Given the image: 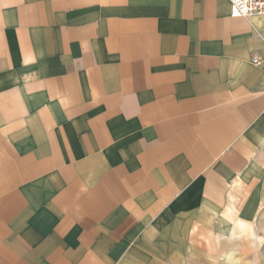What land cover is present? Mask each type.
<instances>
[{
	"label": "crops",
	"instance_id": "obj_1",
	"mask_svg": "<svg viewBox=\"0 0 264 264\" xmlns=\"http://www.w3.org/2000/svg\"><path fill=\"white\" fill-rule=\"evenodd\" d=\"M262 38L229 0H0V264H264Z\"/></svg>",
	"mask_w": 264,
	"mask_h": 264
},
{
	"label": "built area",
	"instance_id": "obj_2",
	"mask_svg": "<svg viewBox=\"0 0 264 264\" xmlns=\"http://www.w3.org/2000/svg\"><path fill=\"white\" fill-rule=\"evenodd\" d=\"M231 7V18H250L260 16L264 18V0H229ZM264 42V38H262ZM255 67L264 70V59L256 56L252 60Z\"/></svg>",
	"mask_w": 264,
	"mask_h": 264
}]
</instances>
